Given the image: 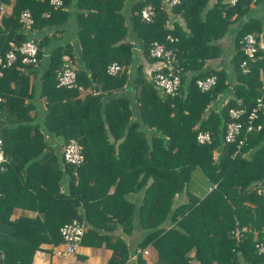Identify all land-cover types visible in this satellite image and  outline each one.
<instances>
[{
    "label": "trees",
    "instance_id": "16d2710c",
    "mask_svg": "<svg viewBox=\"0 0 264 264\" xmlns=\"http://www.w3.org/2000/svg\"><path fill=\"white\" fill-rule=\"evenodd\" d=\"M209 1L180 0L168 5L166 0H62L56 6L51 0H0V5H11L10 12L0 16V52L8 49L11 39L19 43L33 37L38 45L36 64L18 59L3 68L0 77V135L7 156L0 168V184L4 185L0 202L8 200V186L49 187L46 181L34 180L32 173L39 169L56 170L58 176L66 171L68 192L56 193L66 204L61 224L73 217L86 220L82 242L108 245L112 248L108 264H126L130 254L126 240H113L110 231L117 224L127 232L132 230L136 206L126 196L143 189L139 221L149 232L139 246L156 249L157 258L151 264H264V254L255 246L264 241V196L256 190V184L264 182V114L254 119L251 131L242 129L238 136L242 144L226 142L223 137L231 119L230 107L249 110L257 97L264 99V43L248 59L243 47L247 33H254L260 42L262 21L244 16L252 4L262 0ZM147 4L155 8L149 21L141 16ZM74 8L80 62L71 43L50 47L61 27L51 35L39 34L48 26L64 25ZM24 9L33 18L27 28L20 20ZM238 23L225 46L222 40ZM130 29L141 41L139 50L129 37ZM154 41L175 53L173 71L180 75V84L174 94L163 93L155 85L150 74L157 69L146 73L138 61L132 73L138 56L150 67L157 63L149 53ZM64 53L76 65L72 87L56 86ZM220 56L228 58L225 64L206 67L207 60ZM44 57L47 67L41 71L38 66ZM244 59L248 60L247 71L240 65ZM112 61L121 66L115 74L107 71ZM31 74H40L38 83L31 82ZM209 75L216 76V83L202 90L196 79ZM228 91L223 105L212 107ZM39 96L45 97L41 118L36 104ZM258 123L261 126L256 128ZM199 131H208L211 140L199 142ZM49 132L61 144L76 139L84 161L75 166L59 158L57 146L46 135ZM196 167L211 183L203 196L188 185ZM112 185L114 190L109 192ZM182 192L187 199L175 204L176 194ZM81 204L84 214L78 212ZM113 206L118 210L116 221L106 213ZM93 209L98 215L92 214ZM9 214L0 204V220L10 223ZM167 217L172 225L165 224ZM26 220L22 217L11 223L13 234L22 233ZM59 226L54 231L55 244L61 240ZM39 245V240L0 241L2 264H30ZM130 264L148 263L137 252Z\"/></svg>",
    "mask_w": 264,
    "mask_h": 264
},
{
    "label": "crops",
    "instance_id": "0c3cea01",
    "mask_svg": "<svg viewBox=\"0 0 264 264\" xmlns=\"http://www.w3.org/2000/svg\"><path fill=\"white\" fill-rule=\"evenodd\" d=\"M215 0H210L209 4L214 2ZM166 5V4H165ZM168 6V5H167ZM169 9V8H168ZM11 10L10 4H4V9L2 12H0V16L3 13H9ZM76 9H72L70 12V17L67 19V21L62 26H48L44 29H41L39 31V34L42 36L45 34L51 35L52 31H58L61 27V32L58 37H52L50 40V47L55 46L59 43H71L75 49V56L76 60L80 62L81 53L79 50V43L76 38ZM249 16H254L260 18V20L263 23V31L260 34V45H263L264 43V0L261 2H258L257 4H252L250 11L244 16L246 19ZM127 17V23L130 24V18L128 14ZM177 18V17H174ZM173 18V19H174ZM181 21L182 19L179 18ZM172 19H169V23L171 24ZM239 24H235L234 27L230 29L228 32L226 38H224L222 41L225 44V46H229V41H231V38L238 29ZM63 27V28H62ZM129 37L134 42V48L136 50L140 49V40L135 35V33L130 29L129 31ZM46 51L45 53H47ZM44 53V54H45ZM47 56V55H45ZM224 56H220L216 59H209L206 62V67L209 66H218L220 65V59ZM224 64L227 62L228 58L224 57ZM141 61L143 64V70L148 73V69L150 66L143 60L142 57L138 56V59H136L134 63V68L132 70V73L136 70L135 64ZM39 69L41 71H44L47 67V59L44 57L40 64ZM40 74L37 76L35 74H31L30 79L31 82H37L36 80ZM133 75V74H132ZM130 82L133 79V77L130 76ZM230 80H233V73H230ZM231 91V90H230ZM123 93H127L125 90L122 91ZM231 92H226L223 95H220L217 100L212 104V107L218 108L223 105V103L226 101V99L229 97ZM133 97V96H132ZM135 102V100H133ZM45 103V97L39 96L36 99V104L39 109L38 118H41V115L43 114V108ZM135 106V105H134ZM134 113L135 115H139L136 107H134ZM49 138V142L51 145L57 146L55 149L56 155L60 158L61 155V148L62 145L59 143V141L49 133L46 134ZM111 139H109L110 141ZM113 141V139H112ZM54 156H50L49 159L52 160ZM63 158V157H62ZM62 160V159H61ZM63 162V160H62ZM51 163V162H50ZM60 168L64 170V165L59 164ZM47 167L50 168V165L48 164ZM47 171V170H46ZM63 174V175H62ZM32 176L34 180L42 182L46 181L49 184V187L44 185H34L33 187H25V188H15L13 186L5 187V189H8L7 192V198L8 200L5 202H0L1 208H3V211L6 213L8 210H10V214L8 217V220L2 219L0 220V241H16V242H31L34 240H39L40 245L35 250L32 262L30 264H108L109 258L112 254V248L108 245H92L90 243L86 244L82 242L78 248V250L70 255H59L54 252V247L59 244L53 243L55 234V228L59 225H61V221L65 219V213H66V204L64 200H61L59 197H56V193L59 192H66L68 190V176L66 174V171H62L60 176H58V172L55 171H48L45 172V170H40L39 173H32ZM56 180H58V184L55 185ZM33 184H37L36 181L32 182ZM4 185L1 183L0 188ZM210 188V187H209ZM208 188V189H209ZM114 190V186L112 185L110 187L109 192H112ZM68 192V191H67ZM194 192V191H192ZM199 195V194H197ZM0 196L2 194L0 193ZM143 196V189L142 191L137 192H130L126 197L128 201H133L135 203V217L133 222V228L131 231L127 232L125 231L120 224H117L116 228H114L111 233L112 239H116L117 237H123L126 240V243L128 245V248L130 250V254L128 256V260L126 264H130L131 260L135 259L133 257L137 252H140L142 257L145 259L146 263L151 264L155 262L157 258V252L156 249L148 245L145 247L147 250V253H143L141 251H138L140 249L139 242L143 239L145 235L149 232L147 228H144L141 226L139 221V202L142 199ZM203 196V195H199ZM187 199V195L185 192H182L180 194H176L175 196V204H179L181 202H184ZM85 207L81 204L78 207V212L80 214L85 213ZM116 207H110V210H108L107 216L111 217L113 221H116L118 218V212ZM92 214L98 215V211L96 209L91 210ZM24 217V219H27L25 225L23 228H21L22 233L21 234H13V230L15 225L11 224L20 218ZM83 222L86 224V220H83ZM166 225H172V220L170 217L165 219ZM60 227V226H59ZM100 232H103V230H100ZM144 249V248H143ZM2 251V249H0ZM3 256V251H2Z\"/></svg>",
    "mask_w": 264,
    "mask_h": 264
},
{
    "label": "built area",
    "instance_id": "2783aa9c",
    "mask_svg": "<svg viewBox=\"0 0 264 264\" xmlns=\"http://www.w3.org/2000/svg\"><path fill=\"white\" fill-rule=\"evenodd\" d=\"M168 5L177 4L180 0H166ZM229 4H234L237 0H225ZM255 1V0H253ZM51 2L58 6L62 3V0H51ZM4 6L0 5V12H2ZM47 14V13H46ZM155 14V8L152 4H147L141 9V16L143 19L149 21ZM20 20L24 25L29 27L33 18L28 9H24L20 14ZM169 39H172L171 35H168ZM9 47L3 53L0 52V77L3 74V68L12 65L18 59L25 64L38 62V45L33 37H29L21 42L15 40H9ZM259 39L254 33H247L243 39L244 52L248 58L254 57L257 47L259 45ZM149 53L157 61L156 64L148 69V73L152 70L157 69L156 72L150 74L155 85L163 92L174 94L177 91L178 85L180 84V75L173 71V65L176 62V56L173 50L167 48L163 43L154 41L149 46ZM47 55V54H46ZM244 59L241 62V66L244 71H247L248 60ZM121 66L116 62L112 61L107 66V71L110 74H115L120 70ZM161 68H165L162 70ZM161 69V70H159ZM76 82V65L72 57L68 53L62 54V65L60 70L57 72V87H72L75 86ZM197 85L202 90H207L216 83V76L209 75L206 77H199L196 79ZM264 88V83H263ZM83 90L82 87H80ZM259 114H264V99L260 96L257 97L256 103L251 109H246L244 106H236L229 108V119L224 128L223 137L226 142L237 141L238 145L243 143V138H238L243 128L246 131H251L254 127V119ZM246 117V121L243 117ZM261 126L260 123L256 125V128ZM197 140L199 142H209L211 140L210 133L208 131H199L197 133ZM61 155L65 162L71 163L75 166L80 165L84 161V153L82 151V145L74 138H70L66 143L62 145ZM7 161V156L2 147V138L0 135V168L4 167V163ZM256 184V183H255ZM256 190L258 193L264 196V182L256 184ZM85 230V223L77 218L73 217L70 220L65 221L59 227L61 240L59 245L54 247V252L59 255H70L75 253L81 242L83 233ZM238 234V230H236ZM257 252L264 254V241H259L255 244ZM143 253H147V250L138 249ZM136 254L133 256L135 257Z\"/></svg>",
    "mask_w": 264,
    "mask_h": 264
},
{
    "label": "rangeland",
    "instance_id": "374dc122",
    "mask_svg": "<svg viewBox=\"0 0 264 264\" xmlns=\"http://www.w3.org/2000/svg\"><path fill=\"white\" fill-rule=\"evenodd\" d=\"M188 185L189 189L194 191L195 194L204 195L211 186V183L203 171L199 167H196L191 173Z\"/></svg>",
    "mask_w": 264,
    "mask_h": 264
},
{
    "label": "water",
    "instance_id": "95a60500",
    "mask_svg": "<svg viewBox=\"0 0 264 264\" xmlns=\"http://www.w3.org/2000/svg\"><path fill=\"white\" fill-rule=\"evenodd\" d=\"M224 60H225L224 57H222L220 59V65H222L224 63ZM193 262H195V260H193ZM2 263H3V256H2V251L0 250V264H2Z\"/></svg>",
    "mask_w": 264,
    "mask_h": 264
}]
</instances>
